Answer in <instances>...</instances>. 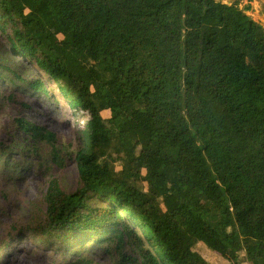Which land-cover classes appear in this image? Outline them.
Listing matches in <instances>:
<instances>
[{
  "label": "trees",
  "instance_id": "1",
  "mask_svg": "<svg viewBox=\"0 0 264 264\" xmlns=\"http://www.w3.org/2000/svg\"><path fill=\"white\" fill-rule=\"evenodd\" d=\"M249 8L238 0H0L12 56L31 62L71 111L86 114L74 157L80 186L65 193L49 183L40 239L116 241L126 264H209L197 243L241 264L233 224L264 242V26ZM45 10L69 37L51 39L39 16ZM27 85L47 93L39 79ZM108 93L134 123L130 146L118 114H102ZM15 122L60 161L52 132ZM222 203L230 221L217 216ZM244 250L251 264H264L261 247Z\"/></svg>",
  "mask_w": 264,
  "mask_h": 264
},
{
  "label": "rangeland",
  "instance_id": "2",
  "mask_svg": "<svg viewBox=\"0 0 264 264\" xmlns=\"http://www.w3.org/2000/svg\"><path fill=\"white\" fill-rule=\"evenodd\" d=\"M238 5L240 8L249 5L250 8L244 11L264 26V0H238ZM24 12L28 14L26 9ZM39 16L51 30L53 41L58 42L70 36L49 11L45 10ZM7 45L5 36L0 32V65L12 67L25 82H12L8 78L9 73L0 68V264H126V257L120 256L116 241L92 244L83 239L78 245H65L59 238L50 241L40 239L38 227H46L45 194L49 183L55 180L65 193H71L80 186L74 157L86 114L71 111L57 86L47 80L31 62L20 56H12ZM96 59L97 56H92L89 61L94 65ZM70 64L76 66L74 60ZM78 69L83 70L80 67ZM36 79L43 82L47 93L37 92L27 85V81ZM105 99L103 116H108L110 112L118 114L125 130L122 140L130 146L136 134L131 117L123 111L114 94H105ZM136 107L132 105L128 109L134 114ZM16 118L42 126L55 135L56 146L61 154L58 163L52 159L51 148L47 143L24 137L15 122ZM154 139L157 141L159 136ZM139 151L140 147H137L136 156ZM160 158L165 160L170 156L162 151ZM120 168L121 164L116 163V169ZM191 173L189 170L186 175L189 177ZM142 193L148 195L144 185ZM91 203L96 204L95 201ZM219 215L230 221V213L224 203L218 208ZM233 227L240 234L234 242V248L240 253L241 264H251L244 246H259L264 251V242L258 233L248 228L234 224ZM196 250L209 264H227L225 259L203 243H197ZM123 251L125 255L135 258L128 245L125 244ZM129 264L135 263L130 261Z\"/></svg>",
  "mask_w": 264,
  "mask_h": 264
}]
</instances>
